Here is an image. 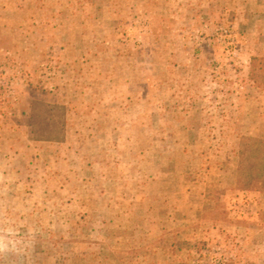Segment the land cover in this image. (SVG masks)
Masks as SVG:
<instances>
[{"label":"rangeland","instance_id":"obj_1","mask_svg":"<svg viewBox=\"0 0 264 264\" xmlns=\"http://www.w3.org/2000/svg\"><path fill=\"white\" fill-rule=\"evenodd\" d=\"M0 264H264V0H0Z\"/></svg>","mask_w":264,"mask_h":264}]
</instances>
